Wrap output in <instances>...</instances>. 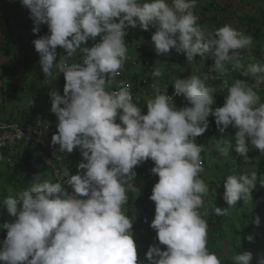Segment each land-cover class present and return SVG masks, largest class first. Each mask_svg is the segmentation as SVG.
Instances as JSON below:
<instances>
[{"label": "clouds", "instance_id": "9594fccd", "mask_svg": "<svg viewBox=\"0 0 264 264\" xmlns=\"http://www.w3.org/2000/svg\"><path fill=\"white\" fill-rule=\"evenodd\" d=\"M29 11L33 33L46 25L48 34L33 40L46 77L63 74V95L50 91L51 113L58 119L51 145L60 153L78 150L82 162L73 175L65 167L56 182L38 180L25 190L9 195L2 207L12 218L0 225L6 238L0 241L2 264H138L133 239L135 216L125 213L128 190H136L135 169L151 160L158 177L149 199L155 204L150 227L159 245H151L148 264H221L208 248V223L201 215L208 184L202 153L196 139L209 129L235 130V145H217L220 155L233 151L244 160L256 149L264 154V101L257 89L264 85V64L243 65L241 52L251 51L254 39L231 24L206 34L195 14L197 0H20ZM155 29L151 36L157 55L172 50L183 54L189 65L196 58H211L206 72L178 78L174 94L186 106L178 108L167 88L153 85L146 114L133 102L130 84L119 82L109 91L127 61L128 29ZM93 41L91 47L88 42ZM63 49L60 55L57 49ZM80 54V62L68 63ZM59 55V60H58ZM231 70L241 76L226 89L222 107L215 88L208 84L218 73ZM153 77L162 75L159 68ZM119 121V122H117ZM22 135V133H21ZM50 163V161H49ZM257 174L228 175L223 181L227 209L252 201ZM264 185V180L260 181ZM68 189H71L69 191ZM145 218V223H147ZM256 226L260 218H255ZM249 242L253 240L248 236ZM233 264H252L251 252L238 253ZM257 264H264V257Z\"/></svg>", "mask_w": 264, "mask_h": 264}, {"label": "crops", "instance_id": "0c3cea01", "mask_svg": "<svg viewBox=\"0 0 264 264\" xmlns=\"http://www.w3.org/2000/svg\"><path fill=\"white\" fill-rule=\"evenodd\" d=\"M195 14L199 17L198 24L206 34L214 33L224 24H231L246 35H251L254 39L253 48L250 52H241L237 59L245 66L250 63L264 64L260 59L261 54H264V0H197ZM33 27V22L29 19V11L21 6L20 0H0V122L2 123L32 122L51 114V106L48 103L49 93L55 90L59 94L64 87L63 74L56 76L54 73L51 77H46L42 72L39 54L32 43L37 35L33 33ZM41 28L45 30V35L48 34L46 25H42ZM154 31L155 29L152 28L149 31H142L139 27L128 29V35L125 37L128 58L120 76L110 87H118L120 81L132 84L141 98L139 107L142 108L143 114L147 112L146 101L153 95V85H158L161 90L167 88V92H170L176 79H186L192 75L194 68H210L213 64L211 58L200 60L197 57L195 65H189L185 56L177 54L175 50L167 55H157L151 42ZM93 43L89 41L88 46L91 47ZM57 51L60 54V48ZM146 61L150 62L149 66L145 65ZM75 62H80L79 53L75 56ZM157 68L162 75L153 77L152 73ZM228 68L229 75L224 77L223 81H218L216 78L208 81V84L216 90L213 93L216 100L214 107L223 106L226 89L234 80L242 79L253 83L249 78L241 76V70L232 71L231 63L228 64ZM257 92L264 101V85H261ZM174 103L178 108L186 106L183 97H178ZM209 124V129L196 139L197 144L205 147L202 153L204 172L201 173V179L208 184L209 194L204 197L205 205L199 211L208 223L209 251L218 256L221 264H233L232 258L235 255L251 252L252 264H257L258 259L264 256L251 250V246L256 239L264 246V203L261 202L256 190L252 192V201L238 202L235 207L229 209L227 215H215V207L221 209L229 207L223 200V181L228 175L255 172L258 177L256 184L264 180V154L250 148L247 154L248 160H244L234 151L228 157L220 155L217 145H223L227 141L234 146L235 130L230 127L225 132H220L216 128L214 117H209ZM46 125L50 127L49 123ZM73 158L74 170L69 172L75 175L78 164L82 162L78 150L73 151ZM141 168L142 165L135 169L137 176L133 183L136 190H128V203L125 205V213L129 217L135 216V220L139 212L136 210L139 207V198L147 189L146 183L139 176ZM37 176H40L38 180L48 179L53 182L57 180L56 172L41 162V150L36 145L18 146L14 156L0 151V225L12 219L2 207L3 200L9 195L25 190L35 182ZM261 189L264 192V185H261ZM154 213L155 210L148 215L149 226ZM257 216L260 218L259 226L255 224ZM146 228L148 229V226ZM147 229L141 231L136 230L134 226L132 228L133 239L137 244L138 264H148L145 256L148 248L153 244L159 245L158 239L154 238ZM248 236L253 237L251 242L247 239ZM159 246L162 250L166 247Z\"/></svg>", "mask_w": 264, "mask_h": 264}, {"label": "built area", "instance_id": "2783aa9c", "mask_svg": "<svg viewBox=\"0 0 264 264\" xmlns=\"http://www.w3.org/2000/svg\"><path fill=\"white\" fill-rule=\"evenodd\" d=\"M44 31L40 30V32L36 35V39H38L41 36H44ZM63 49H60V55H63ZM241 57H243L241 55ZM260 59L264 63V54H261ZM75 62V56L70 58L68 63ZM146 66L150 65L149 61L145 62ZM209 68H203L199 69V72H207ZM199 72L194 73V70L192 71V74H199ZM212 76H216V79L218 81H223L224 77H221L219 75H216L214 72L210 73ZM65 84V80H64ZM130 91L133 96V102L137 103L139 106L141 104V98L138 95V92L136 91V88L130 84ZM64 88V87H63ZM115 88H109L108 90H116ZM60 95H63V90L59 93ZM168 95L173 97V100L175 101L178 99L177 96L174 94V88L168 92ZM153 95H151L152 98ZM48 103L51 106V99L48 97ZM47 123L50 124V127H47ZM57 124L58 119L55 116V114L51 113L49 115H46L43 118H37L32 122H18L13 121L10 123H2L0 122V151L7 152L10 156H14L16 154V150L18 146L21 145H36L41 150V162L47 166L53 169L56 172V175L58 173H61V171L66 167L70 172L74 170V164L72 161V153H60L58 151L59 146H52L51 145V137L54 133L57 131ZM22 133V135H21ZM50 161V163H49ZM154 167V164L151 160L145 162L142 164L141 171L139 173V176L141 179H143L147 186V194L148 197H150L152 193V188L154 184L157 182L158 177L153 175L150 171V169ZM148 212H152L155 210V204L150 199H148ZM261 241L256 239L252 242L251 250H254V248H259L261 246ZM264 254V252L262 253Z\"/></svg>", "mask_w": 264, "mask_h": 264}, {"label": "trees", "instance_id": "16d2710c", "mask_svg": "<svg viewBox=\"0 0 264 264\" xmlns=\"http://www.w3.org/2000/svg\"><path fill=\"white\" fill-rule=\"evenodd\" d=\"M42 31H44L45 33V30L43 28H41ZM35 39H36V36H35ZM39 148V147H38ZM40 149V148H39ZM73 155V153H72ZM72 161H73V164H74V158L72 156ZM147 187V186H146ZM256 192H257V195L260 197V200L262 203H264V192H262L261 190V184H256V188H255ZM148 194H147V189L146 191L141 195V197L139 198V207L136 209L138 212V217L137 219L134 221L133 223V226L136 230H144V229H147L146 226H148V231L153 234L152 236L154 238L157 239V234H156V231L154 229H152L150 226H149V222L145 223V218H148V215L150 213V211L148 212L149 208H148ZM133 212V211H132ZM153 212V211H152ZM136 213V212H135ZM134 213V214H135ZM148 221V220H147ZM6 230H3L2 233H0V238L2 240H4L6 238ZM150 235V234H149ZM262 243V242H261ZM254 251L256 253H258L260 256H264V254H262L264 252V246L263 244H261V246L259 248H254ZM1 263V262H0Z\"/></svg>", "mask_w": 264, "mask_h": 264}, {"label": "rangeland", "instance_id": "374dc122", "mask_svg": "<svg viewBox=\"0 0 264 264\" xmlns=\"http://www.w3.org/2000/svg\"><path fill=\"white\" fill-rule=\"evenodd\" d=\"M142 181H144L143 179H142ZM145 182V181H144Z\"/></svg>", "mask_w": 264, "mask_h": 264}]
</instances>
